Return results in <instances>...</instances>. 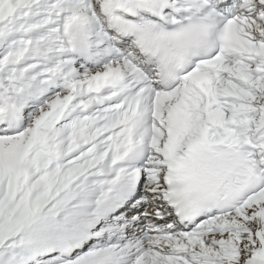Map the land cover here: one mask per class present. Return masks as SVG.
<instances>
[{
	"label": "snow or ice",
	"instance_id": "6c2138e0",
	"mask_svg": "<svg viewBox=\"0 0 264 264\" xmlns=\"http://www.w3.org/2000/svg\"><path fill=\"white\" fill-rule=\"evenodd\" d=\"M0 264H264V0H0Z\"/></svg>",
	"mask_w": 264,
	"mask_h": 264
}]
</instances>
